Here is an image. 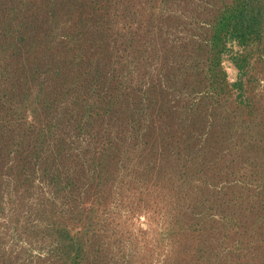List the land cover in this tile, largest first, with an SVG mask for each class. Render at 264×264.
Here are the masks:
<instances>
[{"label": "rangeland", "instance_id": "rangeland-1", "mask_svg": "<svg viewBox=\"0 0 264 264\" xmlns=\"http://www.w3.org/2000/svg\"><path fill=\"white\" fill-rule=\"evenodd\" d=\"M0 264H264V0H0Z\"/></svg>", "mask_w": 264, "mask_h": 264}]
</instances>
